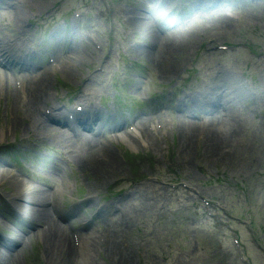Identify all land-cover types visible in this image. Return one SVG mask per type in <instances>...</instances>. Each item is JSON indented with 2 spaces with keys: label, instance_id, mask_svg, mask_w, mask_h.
I'll return each instance as SVG.
<instances>
[{
  "label": "rangeland",
  "instance_id": "374dc122",
  "mask_svg": "<svg viewBox=\"0 0 264 264\" xmlns=\"http://www.w3.org/2000/svg\"><path fill=\"white\" fill-rule=\"evenodd\" d=\"M149 29L172 41L163 65L141 53L155 52ZM5 47L0 175L55 199L52 218L79 244L73 264H264V0H0ZM38 71L42 124L28 89ZM224 103L237 128L222 126ZM79 108L100 113L91 130L67 126ZM213 123L235 134L222 161L183 134ZM91 145L115 172L86 168ZM0 186V251L49 264L47 226L16 214Z\"/></svg>",
  "mask_w": 264,
  "mask_h": 264
},
{
  "label": "bare ground",
  "instance_id": "6f19581e",
  "mask_svg": "<svg viewBox=\"0 0 264 264\" xmlns=\"http://www.w3.org/2000/svg\"><path fill=\"white\" fill-rule=\"evenodd\" d=\"M219 18V17H217ZM136 20H132V24H136ZM138 25H141L139 23ZM166 30V28H164ZM169 31V29H168ZM148 37L151 39L152 48L155 47V52L152 53L151 51L147 50H141L142 54H145L152 63L157 65H163L165 62L164 60L167 58V54L172 50V45L169 38H163L161 39L160 36H157L154 34V32L149 29L147 30ZM171 34V33H170ZM74 50L71 48V52L75 51L79 53L78 48L74 45ZM9 47H5L4 49L0 48V55L1 57L2 52L5 51V54H7L6 50ZM75 56L78 58V55L75 54ZM18 59H20L18 57ZM80 59V58H78ZM9 61L5 63L7 66L9 65ZM22 63V62H21ZM65 72V75H68L69 72ZM48 86V75L45 73L37 72V75L34 77V79L31 81L28 89H32V92L30 94V104L31 106L35 107V112L38 114L36 116V123L42 124L43 118L40 114V111H38L41 101L47 97V88ZM237 93V92H236ZM236 93L234 92V96H236ZM222 108L225 109L226 112V119L224 120L222 126L224 127H230L232 125V128L240 126L239 122L234 116V112L232 111V108H229L226 103L222 105ZM96 115V114H95ZM49 116V115H48ZM58 114L53 109L51 110L50 117H54L55 119ZM99 116V114H98ZM98 116H92V119L87 120V118H80L76 120L77 122L74 124L75 126H78V128H84L86 130L90 129L92 123L95 121ZM76 118V117H75ZM70 123V122H69ZM138 129V128H137ZM183 134L185 138L187 148L190 147L191 142L197 138H200L203 136L206 139V151L209 156H211L215 161H222L223 159L227 158L226 155L221 156V152L223 148H232L231 142H234L233 140L235 134L232 136L227 133H222L218 130V127L216 126V123L210 124L205 130L203 128L200 129L198 132L197 128L193 125H189L184 127ZM237 131V130H236ZM233 134V133H232ZM104 149L95 147L91 145L89 147V156H87L86 160H89L90 162L86 164L87 169L93 170L95 173H100L101 175L107 176L108 174L111 175L113 172H115V165L112 161V158L108 155L109 151L105 150L107 153L104 154L101 151ZM99 151V152H98ZM8 175V174H7ZM0 184L1 185H9V187L13 190L11 195V204L13 205V208L17 214L19 211L20 213H24L26 209V216L27 219L33 220L35 224H38L42 222L41 225H46L47 229L44 233H40L42 235V239H44L45 246L47 248L44 256L46 258L47 263L49 264H73V254L76 248H78L79 244L76 242L74 237L70 234H68L51 216V212H53L52 203L55 205V199L47 201L46 199H42L43 193L40 192H33L32 196H27L25 191L22 189L21 183H19V180L9 178L6 175H0ZM1 187V186H0ZM26 194V195H25ZM26 200V201H25ZM28 201V202H27ZM89 205L91 206L94 204L91 199L88 200ZM10 205V204H9ZM17 216V215H16ZM21 236V235H20ZM19 236L18 239L21 237ZM104 238V237H102ZM21 240V239H20ZM87 240H85V244H87ZM15 243V242H14ZM90 243V242H89ZM90 247L92 251L95 250H104L106 253H108L110 256H115V259H119L122 256H125L126 258H129L132 254L130 251L127 250H121L119 249V246L117 247L116 244L102 247L98 243H95V241H92L90 244ZM17 253V252H16ZM13 255L6 252V254H2L0 251V264H16V260L13 259V262L11 261V257ZM117 259V260H118Z\"/></svg>",
  "mask_w": 264,
  "mask_h": 264
}]
</instances>
